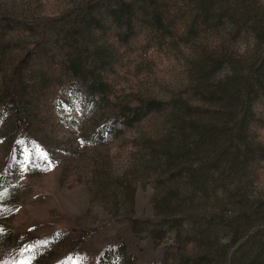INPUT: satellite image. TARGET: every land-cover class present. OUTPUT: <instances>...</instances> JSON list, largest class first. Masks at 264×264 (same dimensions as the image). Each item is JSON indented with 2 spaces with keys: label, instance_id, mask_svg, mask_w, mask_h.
I'll use <instances>...</instances> for the list:
<instances>
[{
  "label": "rangeland",
  "instance_id": "374dc122",
  "mask_svg": "<svg viewBox=\"0 0 264 264\" xmlns=\"http://www.w3.org/2000/svg\"><path fill=\"white\" fill-rule=\"evenodd\" d=\"M12 157L0 257L264 264V0H0Z\"/></svg>",
  "mask_w": 264,
  "mask_h": 264
},
{
  "label": "trees",
  "instance_id": "16d2710c",
  "mask_svg": "<svg viewBox=\"0 0 264 264\" xmlns=\"http://www.w3.org/2000/svg\"><path fill=\"white\" fill-rule=\"evenodd\" d=\"M128 6H129L128 3L123 1V4H121L120 7L127 11V9L125 8ZM123 18L125 20L130 19V17L126 16V14H123L120 19H123ZM69 59L70 60H69V64L67 65V67L70 70H72V74L74 76L81 77L83 82L86 83L85 79H87L89 72L81 71L83 68L81 67L82 66V64H80L81 62L80 61L78 62V60L80 59H78V57H73V58L71 57ZM95 65H97V63H95ZM106 85H107L106 82L101 80V78L99 79L94 78L93 80H90L88 84L85 85V87L88 88L87 94L84 95L85 98H88L91 102H94V103L101 101L103 98H105L104 93H105ZM12 160H13V157L10 159V162L7 164L8 167L0 172V186H4L3 183H7V182L13 184V182L15 183L19 177L14 174L11 175L10 173V166L12 164ZM3 254L4 255L0 257V264H17L18 260H20L26 253L15 251V252H5Z\"/></svg>",
  "mask_w": 264,
  "mask_h": 264
}]
</instances>
